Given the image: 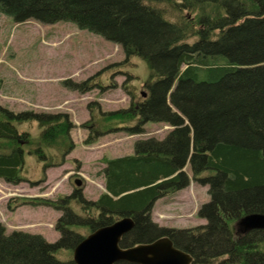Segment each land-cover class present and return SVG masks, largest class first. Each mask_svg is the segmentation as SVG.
<instances>
[{
	"label": "trees",
	"instance_id": "16d2710c",
	"mask_svg": "<svg viewBox=\"0 0 264 264\" xmlns=\"http://www.w3.org/2000/svg\"><path fill=\"white\" fill-rule=\"evenodd\" d=\"M2 14L14 22H72L146 63L145 96L132 94L127 108L86 121L85 144L101 131L143 132L147 122L172 129L162 139L138 140L131 155L106 160L105 191L95 200L80 188L56 199L22 198L18 205L60 210L61 236L48 242L41 234L6 233L0 222V264H76L72 251L84 238L78 227L92 232L122 217L134 220L119 242L123 248L167 236L192 264H264V228L240 233L235 226L244 215L264 214V0H0ZM93 86L91 78L75 85L80 91ZM33 121L36 138L18 130ZM72 127L67 113L0 104V179H24L25 153L44 168L58 162L57 152L62 162L74 147ZM191 180L208 185L210 199L197 211L206 223L152 222L154 201Z\"/></svg>",
	"mask_w": 264,
	"mask_h": 264
},
{
	"label": "rangeland",
	"instance_id": "374dc122",
	"mask_svg": "<svg viewBox=\"0 0 264 264\" xmlns=\"http://www.w3.org/2000/svg\"><path fill=\"white\" fill-rule=\"evenodd\" d=\"M148 74L142 59L126 58L120 45L72 22H14L0 15V104L14 111L67 113L73 125L69 137L74 144L62 162L57 152L58 162L45 168L25 153L24 179L16 184L0 179V222L6 233L19 230L41 234L48 242L57 241L61 233L55 224L62 212L46 205H18L22 198L56 199L80 188L85 198L95 200L105 191L106 160L133 154L138 140L166 136L171 126L147 122L143 132L129 134L122 127L101 131L94 142L84 143L90 133L86 121L95 122L103 112L127 108L132 94L140 98L145 92L143 84ZM89 78L95 81L92 88L80 91L75 87ZM17 128L33 138L40 132L34 121L18 124ZM184 170L192 175L188 164ZM76 179L81 184L77 185ZM184 189L160 199L151 209L150 220L160 226L158 219L164 216L156 211L161 207L160 212L164 209L168 213L166 217L179 218L174 222L179 228L205 224L206 219L197 216V211L210 199L208 185L191 180ZM78 232L84 237L91 233L86 227H78ZM67 254L63 251L60 258Z\"/></svg>",
	"mask_w": 264,
	"mask_h": 264
},
{
	"label": "water",
	"instance_id": "95a60500",
	"mask_svg": "<svg viewBox=\"0 0 264 264\" xmlns=\"http://www.w3.org/2000/svg\"><path fill=\"white\" fill-rule=\"evenodd\" d=\"M75 183L79 185L81 180L76 179ZM235 226L240 233L264 228V214L244 215L236 221ZM133 227L134 220L131 217H122L95 229L73 248V260L76 264H116L119 261L135 264H192L191 255L176 248L167 236L121 247L119 242L122 236Z\"/></svg>",
	"mask_w": 264,
	"mask_h": 264
},
{
	"label": "crops",
	"instance_id": "0c3cea01",
	"mask_svg": "<svg viewBox=\"0 0 264 264\" xmlns=\"http://www.w3.org/2000/svg\"><path fill=\"white\" fill-rule=\"evenodd\" d=\"M118 157H120V156H118ZM116 158V157H115ZM105 190V189H104ZM184 188H182V189H179V190H177V191H175V192H178V193H180V192H184ZM175 196H179V195H175ZM165 196H163V197H160V198H158V199H156L155 201H154V203H153V205L154 206H152V207H155V206H157L158 205V203L160 202L159 200L160 199H162V198H164ZM166 203H169V202H166ZM160 211H162V209H161V207L159 208L158 207V209H157V214L159 215V216H164V217H162L161 219H158L160 222H162V223H160V226H165V227H175V228H179V227H181V226H178V225H176L174 222H176V220L177 219H179V218H173V219H170V218H168V217H166V216H169L168 215V213H166V212H164V209H163V212H160ZM156 216V215H155ZM158 221V222H159Z\"/></svg>",
	"mask_w": 264,
	"mask_h": 264
},
{
	"label": "flooded vegetation",
	"instance_id": "af4514ba",
	"mask_svg": "<svg viewBox=\"0 0 264 264\" xmlns=\"http://www.w3.org/2000/svg\"><path fill=\"white\" fill-rule=\"evenodd\" d=\"M117 264V263H116Z\"/></svg>",
	"mask_w": 264,
	"mask_h": 264
}]
</instances>
